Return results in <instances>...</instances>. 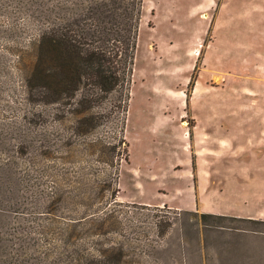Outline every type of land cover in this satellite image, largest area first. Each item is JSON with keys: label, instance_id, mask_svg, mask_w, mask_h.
<instances>
[{"label": "rangeland", "instance_id": "374dc122", "mask_svg": "<svg viewBox=\"0 0 264 264\" xmlns=\"http://www.w3.org/2000/svg\"><path fill=\"white\" fill-rule=\"evenodd\" d=\"M29 30L0 8V264H264V0H144L130 82L55 104Z\"/></svg>", "mask_w": 264, "mask_h": 264}, {"label": "trees", "instance_id": "16d2710c", "mask_svg": "<svg viewBox=\"0 0 264 264\" xmlns=\"http://www.w3.org/2000/svg\"><path fill=\"white\" fill-rule=\"evenodd\" d=\"M143 1L0 0L1 9L25 20L33 31L35 60L29 71L21 70L28 92L42 88L46 96L48 93L45 103L55 104L90 82L112 91L121 81L118 65L123 60L127 71L123 79L128 84ZM81 94L79 103L84 105L90 97ZM201 217L214 214L203 212ZM239 219L264 224V219Z\"/></svg>", "mask_w": 264, "mask_h": 264}, {"label": "crops", "instance_id": "0c3cea01", "mask_svg": "<svg viewBox=\"0 0 264 264\" xmlns=\"http://www.w3.org/2000/svg\"><path fill=\"white\" fill-rule=\"evenodd\" d=\"M216 118L218 119V118H220V119H223L224 118V114L222 113V114H219V112L218 113H216ZM264 134V133H263ZM252 143H255V141L253 140V142Z\"/></svg>", "mask_w": 264, "mask_h": 264}]
</instances>
